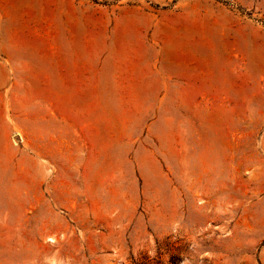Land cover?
Wrapping results in <instances>:
<instances>
[{
    "label": "rangeland",
    "instance_id": "374dc122",
    "mask_svg": "<svg viewBox=\"0 0 264 264\" xmlns=\"http://www.w3.org/2000/svg\"><path fill=\"white\" fill-rule=\"evenodd\" d=\"M0 264H264V0H0Z\"/></svg>",
    "mask_w": 264,
    "mask_h": 264
},
{
    "label": "bare ground",
    "instance_id": "6f19581e",
    "mask_svg": "<svg viewBox=\"0 0 264 264\" xmlns=\"http://www.w3.org/2000/svg\"><path fill=\"white\" fill-rule=\"evenodd\" d=\"M51 240V239H50Z\"/></svg>",
    "mask_w": 264,
    "mask_h": 264
}]
</instances>
